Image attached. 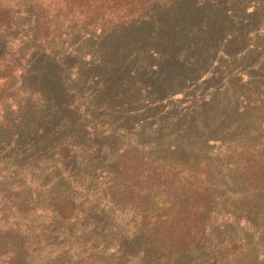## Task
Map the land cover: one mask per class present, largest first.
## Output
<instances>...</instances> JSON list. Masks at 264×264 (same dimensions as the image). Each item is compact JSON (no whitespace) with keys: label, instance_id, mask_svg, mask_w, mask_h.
<instances>
[{"label":"trees","instance_id":"obj_1","mask_svg":"<svg viewBox=\"0 0 264 264\" xmlns=\"http://www.w3.org/2000/svg\"><path fill=\"white\" fill-rule=\"evenodd\" d=\"M0 264H264V0H0Z\"/></svg>","mask_w":264,"mask_h":264},{"label":"rangeland","instance_id":"obj_2","mask_svg":"<svg viewBox=\"0 0 264 264\" xmlns=\"http://www.w3.org/2000/svg\"><path fill=\"white\" fill-rule=\"evenodd\" d=\"M132 222H131V224L130 225H128V228L130 227V228H132ZM132 232L133 231H131V233L130 234H132ZM131 240H129L128 241V243L130 242ZM132 247V244H130V246L129 247H125L124 248V250H126V253H128V254H132L131 253V251L134 253L133 255H139V257L141 258L142 256H143V253L141 252V250L137 247V249L139 250V252H137L136 251V247H133V248H131ZM137 252V253H136ZM133 255H130V256H133Z\"/></svg>","mask_w":264,"mask_h":264}]
</instances>
